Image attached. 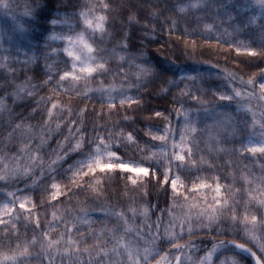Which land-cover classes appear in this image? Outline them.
<instances>
[{"label":"snow or ice","instance_id":"6c2138e0","mask_svg":"<svg viewBox=\"0 0 264 264\" xmlns=\"http://www.w3.org/2000/svg\"><path fill=\"white\" fill-rule=\"evenodd\" d=\"M212 2L189 0L174 11L186 14L211 7ZM9 10L8 0H0V13ZM240 10L243 17L239 10L237 17L228 16L220 42L250 61L264 59V0H245ZM43 11L52 15L41 19ZM115 11L112 0H55L54 8L49 0H36L34 7L25 5L21 16L27 19L12 16L9 24L0 25V79L5 81L0 85L5 93L0 96V131L7 133L0 136V264H264V68L247 80L225 72L226 87L213 90L215 100L210 102L203 99L207 90L195 87L203 83L201 74L177 78L173 72L162 91L185 84L180 95L190 97L192 107L181 102L175 125L171 113L154 111L163 126L146 125L144 134L150 139L141 143L134 128L127 130L135 123L127 116L112 127L97 123L105 115L104 106L109 116L125 105L139 106L141 89L163 75L145 53L129 56L127 32L108 49L105 37L112 36ZM133 19L129 16L130 24ZM45 21L49 27L43 34L31 35L33 27ZM172 26L176 28V20ZM215 28L214 22L204 23L209 34ZM245 31L253 37L258 32L259 39H239ZM53 56L58 59L47 63ZM41 58L46 61L42 82L33 83L34 76H26L23 84L12 82L17 72L30 71ZM125 63L135 72L126 71ZM48 86L57 97L98 98L102 111L91 121V133L87 106L73 109L52 95L36 99V93ZM9 98L14 106L31 111L14 115ZM38 116V126L25 123ZM57 136L63 139L52 147ZM13 141L16 145L10 148ZM228 143L233 147L224 146ZM222 156L228 159L217 166L213 160ZM117 179L125 181L126 190L144 188L145 196L149 187L157 188L165 206L157 199L155 204L120 209L104 204H81L78 210L58 207L69 193L99 198ZM37 190L40 204L46 203L44 214L50 210L43 224L33 199ZM201 233L230 238L192 239Z\"/></svg>","mask_w":264,"mask_h":264},{"label":"trees","instance_id":"16d2710c","mask_svg":"<svg viewBox=\"0 0 264 264\" xmlns=\"http://www.w3.org/2000/svg\"><path fill=\"white\" fill-rule=\"evenodd\" d=\"M78 3H85L86 0H77ZM96 2V0H93ZM189 0H159L156 3L155 0H112V7L116 9L113 13L115 16V27L113 28L110 23L109 31L112 33L111 37H105V42L107 47L111 50L116 41L127 32L129 35V56L138 55L140 52L145 53L146 59L158 70H160L163 75L157 76L150 83H148L144 88L141 89L139 93L141 99V104L139 106L133 105L128 108L120 109L119 112L113 111L112 115L109 116L107 106H104L103 112L105 115L102 119H99L97 123L101 126L107 124L108 127H112L117 121H122L125 116L129 118L130 121H135L134 124H130L127 130L134 128L141 138V143L143 140L150 139L145 136V126L148 124L163 126V119L155 117L154 111H161L164 115L171 113V120L173 124H177V113L175 109L181 107V102L184 104L185 108L192 107V101L190 97H183L180 95V90L185 88V84L181 83L179 87H171L170 90L165 94L162 89L167 87V80L172 77L173 72L177 73V78L179 76L185 75H196L201 74L203 76V83H197L195 87H202L207 90V95L203 96L206 102L214 101L213 90L220 89L223 84L226 87L227 82L224 81L225 72H234L238 77L242 76L243 79L247 80L249 76L253 73H258L261 68H264V59H257L250 61L244 53L239 55L234 50L233 46L228 43L220 42V34L223 33L225 28H228V16L232 15L237 17L238 10L239 16L243 17L244 12L240 10V5L245 3V0H213L211 7H202L200 10H189L186 14H180L174 11L175 6L178 4L188 3ZM10 5V10L5 13H0V25H6L11 22L12 16H16L20 19H27L22 17L21 14L25 10V5L30 4L33 7L36 4V0H8ZM49 3L54 8L55 0H49ZM158 13L156 16L150 15V13ZM52 13L48 11L41 12V19L48 17ZM129 16H134L131 24L129 23ZM172 20L177 21V26L173 29ZM215 23L216 28L211 34L207 33L204 29V23ZM49 27L46 21L41 26L33 27L31 35L41 36L44 32V28ZM231 31V28H229ZM254 38L259 39V33L257 32L253 37L250 32H242L239 35L241 40H249ZM229 37L224 36V40H228ZM103 46V45H102ZM56 47V44H53ZM43 51V50H42ZM50 51V49L48 50ZM58 58L53 56L47 63H52ZM139 62V61H137ZM46 61L40 59L39 65H30L31 69L28 72L21 71L16 73V79L12 81L15 84H23L26 76H34L35 79L33 83L42 82L45 77L41 75ZM116 61L112 62V67L115 68ZM215 65V67H213ZM62 67V65H60ZM125 70L130 73L135 72V68H129L128 63L124 65ZM133 80L135 76L131 77ZM111 79V76H109ZM191 82H189L190 84ZM5 84V81L0 79V85ZM95 87V84L92 85ZM50 87H45L43 90H39L36 93V99L41 96L52 95L54 99H59L63 105L71 106L73 109L87 106V111L89 116L86 118L89 123L87 125L89 132L92 130L91 121L96 118V113L102 111L101 105L97 102V99L91 101H80L75 95H60L56 96L55 93L50 91ZM8 92L12 91V88L7 89ZM135 91V90H133ZM5 93L0 91V96ZM200 95V93H197ZM9 108L14 109L13 114L24 113L27 115L31 111L30 108L16 107L13 105L12 99L9 98L7 101ZM33 106H35V100L32 101ZM119 108V105H117ZM127 109V111H125ZM41 110L45 112L46 109L41 105ZM231 111H235V105H233ZM5 120H7V114H5ZM210 120L205 121V123H210ZM26 124H31L33 126H38L40 123L39 116L36 119L26 120ZM203 124L201 128H203ZM6 131H0V136L6 135ZM94 134V133H93ZM107 135V133H104ZM247 132L238 133L237 135H246ZM63 139L62 136H57L56 139L51 141V146H56V140ZM206 139V138H205ZM17 141H13L9 144L10 148H14ZM225 147H233L231 143L225 144ZM238 146V145H237ZM3 148V145H0ZM201 149L206 153L207 148L205 144L201 143ZM7 151V149H5ZM125 151V149H121ZM134 149L128 151V155H133ZM214 155V154H213ZM227 156H222L220 159H214L213 162L219 166L224 160H227ZM258 163V162H256ZM67 167V165H65ZM39 174V173H37ZM109 185V182H105ZM153 185L155 181L152 182ZM125 181L115 180L111 182L109 186L106 187L105 192L99 198L91 195L90 193H79L75 196L69 193V197L65 198L63 203L58 205V207L65 210L73 209L78 210L81 204L92 208L99 204L115 206L117 209L121 207L126 208L130 204L135 206H143L147 203L155 204L157 199L161 201V207L165 204L163 201L165 197L163 193H159V190L155 187H149L147 189L149 195H144V188L133 190L131 186L126 190ZM21 188L23 184L19 185ZM127 191V195L123 193ZM27 195L32 196V193H27ZM87 196V200H86ZM41 194L37 190L33 199L38 205V210L40 214L41 224L45 223L50 219V210L47 215L44 214V205L40 204ZM45 201H47V196H44ZM158 214V213H157ZM95 215V213H94ZM138 218L137 223H139ZM156 216H151V220L154 222ZM114 223V221H113ZM99 225H96L98 227ZM113 226L112 223L109 227ZM63 225H61V228ZM23 232V228H21ZM203 238L206 241H211L212 239L221 240L229 239L230 237L220 236L211 237L205 236L203 233L199 234L197 237H192V239L199 240ZM189 239V237H185ZM239 242V241H238ZM210 246V243H209ZM203 248L204 244H200Z\"/></svg>","mask_w":264,"mask_h":264},{"label":"rangeland","instance_id":"374dc122","mask_svg":"<svg viewBox=\"0 0 264 264\" xmlns=\"http://www.w3.org/2000/svg\"><path fill=\"white\" fill-rule=\"evenodd\" d=\"M178 138V137H177Z\"/></svg>","mask_w":264,"mask_h":264}]
</instances>
